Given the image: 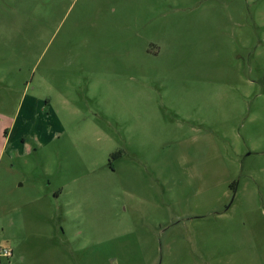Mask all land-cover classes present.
<instances>
[{
	"label": "rangeland",
	"instance_id": "1",
	"mask_svg": "<svg viewBox=\"0 0 264 264\" xmlns=\"http://www.w3.org/2000/svg\"><path fill=\"white\" fill-rule=\"evenodd\" d=\"M9 124L0 264H264V0H0Z\"/></svg>",
	"mask_w": 264,
	"mask_h": 264
},
{
	"label": "crops",
	"instance_id": "2",
	"mask_svg": "<svg viewBox=\"0 0 264 264\" xmlns=\"http://www.w3.org/2000/svg\"><path fill=\"white\" fill-rule=\"evenodd\" d=\"M9 125L10 126H8L7 128L6 127L2 128L0 126V161H1L2 157L6 154V150L8 148V144H9V141L11 139L12 132L14 130L13 125H11V124H9ZM2 129H3V131H2ZM0 248L9 249L11 251V256H12L13 250L11 248L2 247V246H0ZM0 259H2V257H0Z\"/></svg>",
	"mask_w": 264,
	"mask_h": 264
},
{
	"label": "built area",
	"instance_id": "3",
	"mask_svg": "<svg viewBox=\"0 0 264 264\" xmlns=\"http://www.w3.org/2000/svg\"><path fill=\"white\" fill-rule=\"evenodd\" d=\"M0 257L9 258L11 257V251L6 248H0Z\"/></svg>",
	"mask_w": 264,
	"mask_h": 264
},
{
	"label": "trees",
	"instance_id": "4",
	"mask_svg": "<svg viewBox=\"0 0 264 264\" xmlns=\"http://www.w3.org/2000/svg\"><path fill=\"white\" fill-rule=\"evenodd\" d=\"M116 154H114L113 156H115Z\"/></svg>",
	"mask_w": 264,
	"mask_h": 264
}]
</instances>
